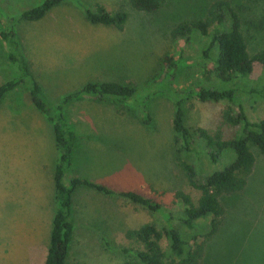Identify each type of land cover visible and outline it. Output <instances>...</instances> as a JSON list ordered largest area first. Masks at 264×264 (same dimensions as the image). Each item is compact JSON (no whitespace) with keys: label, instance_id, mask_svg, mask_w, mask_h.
<instances>
[{"label":"rangeland","instance_id":"rangeland-1","mask_svg":"<svg viewBox=\"0 0 264 264\" xmlns=\"http://www.w3.org/2000/svg\"><path fill=\"white\" fill-rule=\"evenodd\" d=\"M42 0H0L6 18ZM214 0H166L155 13L133 9L127 0H63L42 19L18 22L16 29L44 98L52 105L87 81H117L143 86L159 80L163 58L180 54L173 87L190 89L204 83L212 61L203 58L202 43H185L170 31L177 23L203 17ZM240 16L250 54L264 48V0H229ZM101 4L123 10L121 29L90 23L85 8ZM256 65L253 79L263 78ZM13 77L0 43V83ZM262 82V80L260 81ZM251 120L264 119V100L243 96ZM236 106L227 101L191 99L185 102V122L202 126L222 138L236 127L222 111ZM144 114L129 103L90 98L70 102L65 112L79 135L67 177L82 176L117 190H133L156 198L165 208L181 204L173 193L192 198L198 191L187 182L172 146L174 104L165 91L154 90ZM254 171L245 190L225 198V218L207 242L202 264H264V152L254 150ZM58 160L51 123L32 104L25 86L8 92L0 102V264H44L55 209L53 171ZM155 190V191H153ZM146 221L159 223L157 214L94 190H79L73 200L74 232L66 264H122L123 247H137L127 229ZM167 242L162 241L165 246Z\"/></svg>","mask_w":264,"mask_h":264},{"label":"trees","instance_id":"trees-1","mask_svg":"<svg viewBox=\"0 0 264 264\" xmlns=\"http://www.w3.org/2000/svg\"><path fill=\"white\" fill-rule=\"evenodd\" d=\"M62 1L42 0L7 20L0 11V43L5 62L13 73V77L0 83V102L8 92L25 86L31 104L51 123L58 151L53 171L55 209L44 264H66L74 232L73 200L75 194L84 189L126 199L160 218L159 223L146 221L126 230V238L136 242L137 247L121 248L126 256L122 264H202L208 259L206 244L216 235L225 218L224 199L245 190L255 167L254 150L264 152V119H249L243 99L246 95L250 99L264 100V76L253 79L256 65L264 70V48L250 54L239 14L229 0H214L203 17L183 20L170 31L173 38L185 43L194 38L202 43L204 37L209 38L202 44L201 53L203 58L212 61L213 67L200 86L190 89L172 86L177 66L186 60L180 54L177 58L165 56L162 77L149 84L87 81L52 105L44 98L42 85L32 72L16 23L38 21ZM127 1L137 11L155 13L166 0ZM84 12L90 23L119 29L127 18L123 10L108 11L101 4L86 7ZM154 90L165 91L173 101L172 146L188 184L199 193L197 198L176 190L173 197L181 207L167 209L156 198L133 190H117L82 176L67 177L79 135L68 121L66 106L84 98L129 103L144 114L142 121L149 126L152 117L144 108ZM191 99L227 101L236 106L235 113L230 107L222 111L224 121L235 126L236 132L229 138H222L218 132L212 133L202 126H187L184 104ZM163 240L167 242L165 246Z\"/></svg>","mask_w":264,"mask_h":264}]
</instances>
